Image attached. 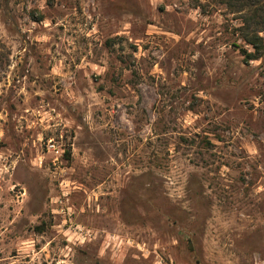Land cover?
Here are the masks:
<instances>
[{"label": "rangeland", "instance_id": "rangeland-1", "mask_svg": "<svg viewBox=\"0 0 264 264\" xmlns=\"http://www.w3.org/2000/svg\"><path fill=\"white\" fill-rule=\"evenodd\" d=\"M239 21L0 0V264H264V53Z\"/></svg>", "mask_w": 264, "mask_h": 264}, {"label": "trees", "instance_id": "trees-1", "mask_svg": "<svg viewBox=\"0 0 264 264\" xmlns=\"http://www.w3.org/2000/svg\"><path fill=\"white\" fill-rule=\"evenodd\" d=\"M239 18L238 38L243 45L235 43L248 62L264 53V0H221ZM250 46L253 50L246 48Z\"/></svg>", "mask_w": 264, "mask_h": 264}, {"label": "built area", "instance_id": "built-area-1", "mask_svg": "<svg viewBox=\"0 0 264 264\" xmlns=\"http://www.w3.org/2000/svg\"><path fill=\"white\" fill-rule=\"evenodd\" d=\"M55 148H56V147L54 146V149H55ZM54 149H53V150H54Z\"/></svg>", "mask_w": 264, "mask_h": 264}]
</instances>
